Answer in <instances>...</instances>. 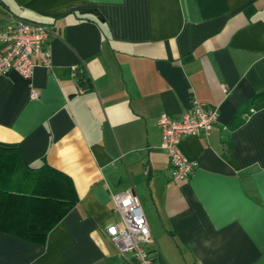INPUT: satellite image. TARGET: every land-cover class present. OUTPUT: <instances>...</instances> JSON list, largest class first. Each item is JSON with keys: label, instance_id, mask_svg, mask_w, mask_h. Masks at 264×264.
I'll return each instance as SVG.
<instances>
[{"label": "crops", "instance_id": "crops-1", "mask_svg": "<svg viewBox=\"0 0 264 264\" xmlns=\"http://www.w3.org/2000/svg\"><path fill=\"white\" fill-rule=\"evenodd\" d=\"M15 20L52 29V66L0 74V151L77 200L42 244L0 232V264H128L106 234L128 189L157 264H264V0H0V30ZM192 97L219 115L182 137L197 168L176 182L157 122Z\"/></svg>", "mask_w": 264, "mask_h": 264}, {"label": "built area", "instance_id": "built-area-1", "mask_svg": "<svg viewBox=\"0 0 264 264\" xmlns=\"http://www.w3.org/2000/svg\"><path fill=\"white\" fill-rule=\"evenodd\" d=\"M51 34L53 31L48 25L25 20H15L0 30V41L5 43L4 51L0 52V74L16 71L30 79L36 65L50 69L51 53L45 45ZM29 87L31 98L37 99L38 91L31 83ZM218 115L217 107L195 97L191 98L180 117L160 115L157 122L162 133L160 148L168 155L174 181L188 179L197 168V162L188 160L181 152L179 144L182 137L190 134L208 136ZM144 171L146 173L147 169ZM112 198L120 225L112 224L106 228L109 240L120 254L130 255L128 264H157L155 256L147 249L153 235L137 194L128 189Z\"/></svg>", "mask_w": 264, "mask_h": 264}, {"label": "trees", "instance_id": "trees-1", "mask_svg": "<svg viewBox=\"0 0 264 264\" xmlns=\"http://www.w3.org/2000/svg\"><path fill=\"white\" fill-rule=\"evenodd\" d=\"M0 151V232L42 244L75 204L71 178L45 162L37 169ZM155 258V257H154Z\"/></svg>", "mask_w": 264, "mask_h": 264}, {"label": "water", "instance_id": "water-1", "mask_svg": "<svg viewBox=\"0 0 264 264\" xmlns=\"http://www.w3.org/2000/svg\"><path fill=\"white\" fill-rule=\"evenodd\" d=\"M76 74H77L78 77H80L82 73H81L80 70H76Z\"/></svg>", "mask_w": 264, "mask_h": 264}]
</instances>
